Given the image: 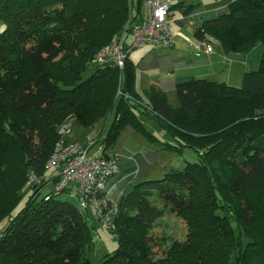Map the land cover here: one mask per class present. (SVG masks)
I'll return each mask as SVG.
<instances>
[{"label": "trees", "instance_id": "1", "mask_svg": "<svg viewBox=\"0 0 264 264\" xmlns=\"http://www.w3.org/2000/svg\"><path fill=\"white\" fill-rule=\"evenodd\" d=\"M142 3L0 0V93L9 94H0V223L7 222L0 230V264H92L88 215L58 200L59 192L41 190L54 185L44 173L57 126L68 119L70 132L74 122L88 128L110 113L107 131L92 139L106 147L130 126L181 153L191 130L186 125L206 131L192 137L197 142L187 147L192 159L183 169L170 167L158 180L135 182L121 196L109 231L117 246L96 264H264V0H232L225 13L195 29L197 36L214 37L223 52H247L260 43L258 68L244 74L240 87L178 77L177 108L153 88L147 107L137 103L128 54L122 69L94 60L128 21L140 19ZM170 3V10L181 7L186 14L192 8L183 0ZM52 20L59 21L56 27ZM90 63L93 70L84 76ZM144 114L163 138L145 129ZM30 172L39 179L35 184L26 182ZM22 194L24 205L14 213ZM164 212L183 215L189 230L183 241L162 237L163 254L154 256L146 236L150 215Z\"/></svg>", "mask_w": 264, "mask_h": 264}, {"label": "crops", "instance_id": "2", "mask_svg": "<svg viewBox=\"0 0 264 264\" xmlns=\"http://www.w3.org/2000/svg\"><path fill=\"white\" fill-rule=\"evenodd\" d=\"M183 1L192 4L189 13L183 12L181 7H172L167 17L172 37L170 47L154 48L152 45L146 44L132 49L128 53L131 63L134 64L135 91L139 96L137 103L144 107L148 106L147 93L153 88L162 91L168 104L177 108L179 106L178 101L177 105L173 106L168 98L176 96L175 80L178 77H212L215 81L217 79L228 85L240 87L244 74L253 71L259 65L258 56L263 52V46L260 43H257L247 52H223L219 42L214 37L206 33L200 36L195 34L196 27L203 20L225 13L228 3L232 0ZM174 2L172 0L173 4ZM202 43H209L212 51L210 53L204 52L201 48ZM142 122L144 123L143 119ZM96 125L82 130H89ZM103 131L105 132L103 129L96 128L94 132L87 134L86 140L73 143L85 145L100 133H104ZM155 133L156 131L153 132L154 135ZM136 135L145 139L133 128L126 126L120 132L115 144L110 147L117 156L116 163L118 162L117 172L107 180L104 187V193L110 200L118 202L131 185L138 181L139 177H150L149 175L157 168L170 167V165L166 166L167 162L163 158L166 151L160 150V147L155 143L150 142L149 145H145L140 141L133 140L132 137L137 138ZM159 135L160 132L155 136L161 138ZM95 148L96 144H93L88 153H92ZM123 156L127 161L120 163Z\"/></svg>", "mask_w": 264, "mask_h": 264}, {"label": "built area", "instance_id": "3", "mask_svg": "<svg viewBox=\"0 0 264 264\" xmlns=\"http://www.w3.org/2000/svg\"><path fill=\"white\" fill-rule=\"evenodd\" d=\"M171 0H143V14L138 21H128L111 41L97 50L94 60L102 66L122 69L130 50L146 44L154 48H167L172 43L167 17ZM202 50L212 51L209 43H202ZM71 123L62 121L56 128L57 140L45 167L54 171L51 190L54 194L74 184L77 190L78 208L97 220L102 229H115L117 203L104 193L106 181L117 172V156L110 147L103 143H94L96 148L88 153L93 142L87 145L65 140L70 132ZM33 172L28 174L27 184L39 181ZM115 204H114V203Z\"/></svg>", "mask_w": 264, "mask_h": 264}, {"label": "rangeland", "instance_id": "4", "mask_svg": "<svg viewBox=\"0 0 264 264\" xmlns=\"http://www.w3.org/2000/svg\"><path fill=\"white\" fill-rule=\"evenodd\" d=\"M173 1L177 2L176 0H173ZM141 13H143L142 7H141ZM52 21H54V20H52ZM57 23H59L58 20L52 22L50 25L56 27ZM4 28H5V25L2 21V19L0 18V32H2L4 30ZM121 30L122 29H120L119 31H121ZM103 46H101V47H103ZM261 55H262V53L258 56V60L260 59ZM58 59L59 58H57V60ZM93 67H94V64L90 63L88 66V69L84 72L83 75L87 76V75L91 74ZM257 68H258V65L255 67L254 70H256ZM204 79L214 80V78H212V77L204 78ZM216 81L220 82V80H217V79H216ZM0 94L1 95L6 94V96H9V94H7V92L6 93L1 92ZM168 99L173 106L177 105L176 96H171ZM112 118H113V114L110 113L108 116L101 118L97 123H95L97 125L93 126V128H91L89 130L88 129L82 130L81 126H79L77 123L74 122L72 125V131L70 133L66 134L65 140L70 141L72 143L75 141L76 142H82L83 140H86L87 134L89 135L90 133L94 132V130L96 128L103 129L106 132L108 127H109V124L112 121ZM141 118L144 120L145 125H143V126L145 127V129L147 131H149L152 134L154 131H156V133H155L156 136L160 132L159 136L161 138H163V135L165 133H163V131L157 126V124L154 122V120L152 118H149L145 114L142 115ZM214 119H215V116L212 115L210 117V121H213ZM105 120H106V122H105ZM105 126H106V129H104ZM186 126H190L191 130L189 129V131H187L188 133L187 134L185 133L186 137L183 138L182 142H184L185 143L184 145H186L188 147V146H192L193 142H197V141H194L192 139V137L193 138H196V137L200 138L201 133L203 131L205 132L206 130L204 129V127H200V129L198 131V130H196V128H198L199 126L198 125L195 126V124H191V123L189 125H186ZM206 129L209 132L212 129V126H211V128L208 126V128H206ZM204 132H203V134H204ZM136 137L137 138L132 137V139L136 140V141H140V143L145 144V145L150 144V141L147 140L146 138L144 139L143 137L137 136V135H136ZM91 142H92V140H91ZM146 147H148V146H146ZM187 147L183 148L181 153H178V151L171 152V151H168L165 148H163V146H162V148L160 147V150H162L163 152L166 151V153L164 154V157H163L164 161L167 162L166 166L170 165V167L174 168V170L183 169V167L185 166V162H186L184 160H187V162H189L192 159L191 152H190V150L187 149ZM125 161H127L126 158L124 156L121 157L120 163L125 162ZM117 164H118V162H117ZM170 167H165V168L159 167L156 169V171H153L151 173V175H149L150 177H148V176L139 177L137 179L138 181H135V182L144 181L147 178H151L149 180H158V179L162 178L166 172H168V169ZM53 173H54V171L51 170V168H49V170L47 169L44 174L45 175L49 174V176H50ZM223 177L226 178V176H224V175H223ZM27 178H28V175H27ZM50 186H51V183H50V185H49V183H47L46 186L41 190V192L45 193L46 191L51 190ZM25 199H26V194H22V198H21L20 202L17 204V206L15 207V209L13 211L14 213H17L22 208V206L24 205ZM57 199L61 200V201H68L75 206L77 205V195H76L74 188L72 189L70 194H68L64 191L58 193ZM147 201H150V198H145V202H147ZM116 203H117V205L115 203L114 204L116 207V216H117L118 202H116ZM127 206H129V201L126 202L125 207H127ZM129 212H130V215L133 214L132 210H130ZM150 216L152 218H150V226L148 227V231H147L146 236L148 237V243L150 245V251L153 252L154 256H161L163 254V249L165 248L166 244L165 243L163 244L161 242L162 237L168 236V237L175 239L176 241L185 240V238H186L185 234H186L187 230H189V229H188V226L186 225V219L183 218L184 217L183 215L181 216L179 214H174L172 212H164L160 216H154V215H150ZM87 219H88L87 223L89 224L90 231H91L92 241H91V244L89 246V250H87L86 255L92 264H96L104 254L113 251L116 248L117 243H116V240H115L114 236L112 235V233L109 232L108 230L102 229L99 226L97 220L92 219L90 216H88ZM261 221H262V219H261ZM114 222H115V220H114ZM6 224H7L6 221H2L0 223V230H2V228H4Z\"/></svg>", "mask_w": 264, "mask_h": 264}, {"label": "bare ground", "instance_id": "5", "mask_svg": "<svg viewBox=\"0 0 264 264\" xmlns=\"http://www.w3.org/2000/svg\"><path fill=\"white\" fill-rule=\"evenodd\" d=\"M66 189L70 190V189H72V187L69 185V186H67V188H66Z\"/></svg>", "mask_w": 264, "mask_h": 264}]
</instances>
